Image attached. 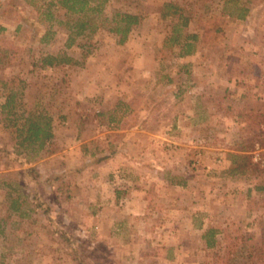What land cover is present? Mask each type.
Listing matches in <instances>:
<instances>
[{"label":"rangeland","instance_id":"obj_1","mask_svg":"<svg viewBox=\"0 0 264 264\" xmlns=\"http://www.w3.org/2000/svg\"><path fill=\"white\" fill-rule=\"evenodd\" d=\"M167 1L190 16L191 54ZM42 2L0 0V103L14 89L55 132L39 156H18L0 107V264H250L264 234V0H110L141 16L127 41L101 29L71 47L58 24L40 42ZM41 52L79 63L43 67ZM16 186L28 216L9 207Z\"/></svg>","mask_w":264,"mask_h":264},{"label":"trees","instance_id":"obj_2","mask_svg":"<svg viewBox=\"0 0 264 264\" xmlns=\"http://www.w3.org/2000/svg\"><path fill=\"white\" fill-rule=\"evenodd\" d=\"M30 4L38 5V0H27ZM41 6H37L40 11V18L47 23V27L41 34L40 42H49L57 34L55 25H63L68 31L67 40L65 42L67 47H71L77 43L79 37H86L90 40L92 36L101 29L108 30L118 36L119 43L127 41L130 32L133 27L141 22V16L139 14L114 10L108 11V4L110 0H43ZM61 7L65 10V16L63 18L57 17L54 7ZM249 8L243 7L237 16L241 19L247 17ZM233 13V12H230ZM162 16L164 18L173 17L174 22V41L181 44L180 55H187L194 52L196 47V39L198 38L196 33L182 32V29L188 26L190 16L186 15L184 8L179 4L171 1L164 3L162 8ZM20 27V26H19ZM4 28L1 26L0 31ZM41 66H51L61 64H78L73 56L67 52L63 53H44L41 52L39 58ZM5 85H7L5 83ZM18 92L14 89H10L8 93L4 95V101L0 103L1 111L6 112V120L9 121L8 125L14 126L16 129L15 140V153L21 156L23 155L27 160L40 155V153L46 149V147L52 142L55 136L53 116L45 109L23 108V104L16 99ZM21 110L16 109L17 104ZM18 108V106H17ZM0 151H4L0 147ZM236 162V158L241 156L239 154H232ZM102 159H108V156H104ZM231 167V172L236 171L241 164ZM32 171L33 168H28ZM171 184L186 185L187 181L179 178L178 175H171L169 177ZM10 203L9 207L12 212L19 214L21 217L28 216L33 208H29L28 211L24 209V204H29L25 198H23L21 192L12 194L13 191H17L18 187H11ZM117 197L120 195V190H116ZM42 205V204H41ZM4 223V220H0V226ZM202 227V226H201ZM3 229H0V234ZM220 232L215 227L207 228L203 233V238H206L208 247L216 245L218 238L217 234ZM78 264H88L81 256H75ZM248 259L250 264H264V234L262 237L261 245H251L248 251Z\"/></svg>","mask_w":264,"mask_h":264}]
</instances>
